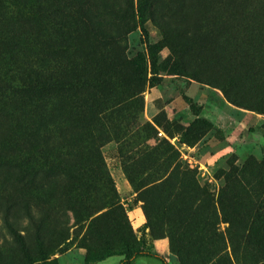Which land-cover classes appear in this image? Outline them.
<instances>
[{
  "label": "rangeland",
  "instance_id": "rangeland-1",
  "mask_svg": "<svg viewBox=\"0 0 264 264\" xmlns=\"http://www.w3.org/2000/svg\"><path fill=\"white\" fill-rule=\"evenodd\" d=\"M137 2L0 0V264L41 249L57 264H118L125 241L170 264H264V0H151L162 80L135 95L123 60L147 48ZM26 35L48 82L98 85L46 97L56 111L19 135L38 112L7 97ZM49 120L58 151L43 139ZM106 246L116 251L103 258Z\"/></svg>",
  "mask_w": 264,
  "mask_h": 264
},
{
  "label": "trees",
  "instance_id": "trees-1",
  "mask_svg": "<svg viewBox=\"0 0 264 264\" xmlns=\"http://www.w3.org/2000/svg\"><path fill=\"white\" fill-rule=\"evenodd\" d=\"M150 3L151 0H138L137 2V8L135 11V17L137 20V26L140 27L142 32V39L144 43L146 44L147 48L143 51H138L136 55L133 57L127 58L123 60L124 64L129 65L131 68L134 78L137 82V91L136 94H140L146 83H149L150 85H156L161 82L162 78L160 75V69H161V62L159 61V52L163 47L162 41H150L149 40V29L146 25V22L150 15ZM36 37H29L28 35L25 36L23 39H17L16 43H20L19 50H22V53L25 54L26 58L24 60V64L26 65L24 69L21 71L15 70V74H19L23 72L22 76L20 77V80L17 85V89L11 91L8 93V99L12 98V102L16 104L15 108H20V110H24L27 105H35L36 110L38 112H35V118L30 117V121L27 120L25 123V126L21 125L20 130L18 131L19 135H26L28 131L35 127V125L41 121L44 122L43 119H45L44 111L49 110V113L51 114L53 111L55 112V108L52 105L53 101L44 100L46 97L56 95V94H62V93H70L74 96H81L84 93H87L91 90V85H98V82L96 80H93L89 77H86V79H79V77H73L71 79H66L62 81H58L56 83L54 82H48L45 77V75L42 74V65H41V56L40 52H34V53H28V45L32 44L36 41ZM21 40H23L21 42ZM27 51V52H26ZM23 64V66H24ZM79 76V75H77ZM56 89V90H54ZM54 90V92H53ZM185 99L190 102L191 108L196 110L197 106L195 103L191 101V99L188 96H184ZM260 111H263L261 108ZM53 120H49L47 123H45L44 126V132H43V139L46 144L47 149L54 150L56 149L58 151L59 147H56L57 143L53 145L54 140V132L57 131L54 123H52ZM7 130L1 134L0 132V160L1 161H7V156L9 155L10 151H5L4 144L5 139L8 133H6ZM74 131V127H73ZM66 133L68 134L67 137L62 138V142L65 143L67 139L69 140L70 137L74 134L70 131V127L66 125V127L61 131L60 134ZM82 132H80L78 135H81ZM74 136V135H73ZM83 136V134H82ZM24 138V137H23ZM25 139V138H24ZM83 137L78 138V141L82 140ZM23 139H22V145H24ZM63 145V144H62ZM66 146H62L61 150H64ZM59 157L62 158L63 161H69V158L67 154H65V151H59ZM12 155L15 156L14 152L12 151ZM13 156V157H14ZM231 172L228 171L226 173L227 177L229 178L231 176ZM1 197L4 198V195ZM5 204V203H3ZM3 218L4 221L7 224H13L16 223L15 220L11 219V210L10 208L6 209V207L3 208ZM88 217L90 214L87 215ZM90 221H93V218H91ZM116 250H112L109 247H105L103 251V258H106L112 254L115 253ZM123 256L119 260L118 264H131L135 261L136 258L140 256H147V257H154L159 259L162 264H170V261L168 258L147 247H139L132 244L130 241H125L122 244V249L120 252ZM31 264H57L53 263L49 260L48 254L45 252V249L40 250V256L37 259H31L29 262Z\"/></svg>",
  "mask_w": 264,
  "mask_h": 264
},
{
  "label": "crops",
  "instance_id": "crops-1",
  "mask_svg": "<svg viewBox=\"0 0 264 264\" xmlns=\"http://www.w3.org/2000/svg\"><path fill=\"white\" fill-rule=\"evenodd\" d=\"M142 257H147V256H142Z\"/></svg>",
  "mask_w": 264,
  "mask_h": 264
}]
</instances>
